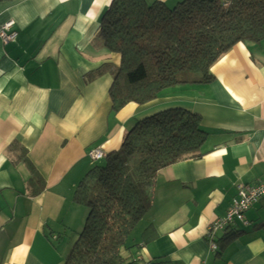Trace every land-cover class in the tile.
<instances>
[{"label": "crops", "instance_id": "0c3cea01", "mask_svg": "<svg viewBox=\"0 0 264 264\" xmlns=\"http://www.w3.org/2000/svg\"><path fill=\"white\" fill-rule=\"evenodd\" d=\"M112 2L0 0V29L14 21L18 32L7 45L0 37V264H63L87 216L75 192L95 166L89 152L118 151L139 120L173 108L200 115L208 136L159 172L125 264H264V197L246 223L215 227L240 186L264 180V40L236 44L208 84L114 111V76L97 73L121 65L98 37Z\"/></svg>", "mask_w": 264, "mask_h": 264}, {"label": "trees", "instance_id": "16d2710c", "mask_svg": "<svg viewBox=\"0 0 264 264\" xmlns=\"http://www.w3.org/2000/svg\"><path fill=\"white\" fill-rule=\"evenodd\" d=\"M98 37L109 54L121 57L119 67L97 69L114 76L110 97L118 111L131 102L149 103L167 88L210 83L222 55L240 42L264 40V0H182L174 7L113 0ZM207 136L201 116L184 108L139 120L121 148L79 182L75 201L87 216L63 264H125L159 172L198 153Z\"/></svg>", "mask_w": 264, "mask_h": 264}, {"label": "built area", "instance_id": "2783aa9c", "mask_svg": "<svg viewBox=\"0 0 264 264\" xmlns=\"http://www.w3.org/2000/svg\"><path fill=\"white\" fill-rule=\"evenodd\" d=\"M14 25L15 22L10 21L9 23L4 24L0 29V37L5 44L14 41L18 36V32L14 30ZM89 157L94 162H97L106 158L107 155L101 148H93L89 152ZM262 197H264V180L253 186H240L238 195L233 200L231 208L228 210L225 217L218 221L219 223L216 222L217 224H215V227H226L235 221L246 223V213ZM211 248L215 250L217 245L212 243Z\"/></svg>", "mask_w": 264, "mask_h": 264}, {"label": "rangeland", "instance_id": "374dc122", "mask_svg": "<svg viewBox=\"0 0 264 264\" xmlns=\"http://www.w3.org/2000/svg\"><path fill=\"white\" fill-rule=\"evenodd\" d=\"M105 162V158L101 161L95 162V165H101ZM142 233V228L141 225H138V227L135 228V230L133 231V233L131 234V237L129 239V243L130 245H133L134 243H138L140 236ZM138 247H136V245L134 247L131 248V250H135L137 251Z\"/></svg>", "mask_w": 264, "mask_h": 264}, {"label": "bare ground", "instance_id": "6f19581e", "mask_svg": "<svg viewBox=\"0 0 264 264\" xmlns=\"http://www.w3.org/2000/svg\"><path fill=\"white\" fill-rule=\"evenodd\" d=\"M101 161V160H100ZM98 162V161H97Z\"/></svg>", "mask_w": 264, "mask_h": 264}]
</instances>
